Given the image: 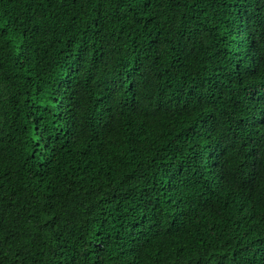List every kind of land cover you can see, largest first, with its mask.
Listing matches in <instances>:
<instances>
[{"label": "trees", "instance_id": "16d2710c", "mask_svg": "<svg viewBox=\"0 0 264 264\" xmlns=\"http://www.w3.org/2000/svg\"><path fill=\"white\" fill-rule=\"evenodd\" d=\"M0 264H264V0H0Z\"/></svg>", "mask_w": 264, "mask_h": 264}]
</instances>
